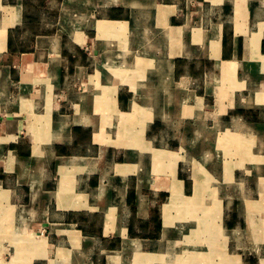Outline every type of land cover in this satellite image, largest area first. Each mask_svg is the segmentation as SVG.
I'll return each mask as SVG.
<instances>
[{
	"label": "crops",
	"instance_id": "obj_1",
	"mask_svg": "<svg viewBox=\"0 0 264 264\" xmlns=\"http://www.w3.org/2000/svg\"><path fill=\"white\" fill-rule=\"evenodd\" d=\"M26 8L0 0V264H263L264 0Z\"/></svg>",
	"mask_w": 264,
	"mask_h": 264
},
{
	"label": "rangeland",
	"instance_id": "obj_2",
	"mask_svg": "<svg viewBox=\"0 0 264 264\" xmlns=\"http://www.w3.org/2000/svg\"><path fill=\"white\" fill-rule=\"evenodd\" d=\"M26 3H27L26 9L29 12V15H27L29 17V20L26 23V25L28 26V30L30 32L37 33V32L50 31L53 28V26L57 23L58 15H59L60 0H26ZM52 24L53 26H51ZM106 24H99L100 27L97 26L99 32L103 33V32L108 31V29L114 28L113 26L108 25V24L106 25ZM107 55L110 56L111 53L110 54L108 53ZM112 64L113 63H109V65L106 64V68H109V70L115 71L117 67L115 68L111 67V66H114V64L113 65ZM117 66L119 68V65ZM122 66L125 69L129 67L127 65H122ZM124 72L125 71H123L122 74ZM101 73H103L101 69L97 71V74H101ZM114 76H116V74ZM201 189H204V188L201 187V185L199 186L196 185L193 195H185V194H182L181 192H177L176 188H173V192L169 196L167 201L165 202L164 208H163L164 233H166L168 229L167 224L169 223V218L171 216V213H170L171 210L176 209V210H179L180 212V210H187L189 207L195 206L197 202L199 201V194H200L199 190ZM218 203H219V200L217 198H214L213 203L211 204V211H212L211 217L214 220L213 221L214 228L218 227V230H219V224L217 223V220L219 218ZM164 211L169 212V214L164 215L165 213ZM210 222H211V219L210 221H208V224H210ZM219 235L222 237V239L225 238V233L222 232L221 230L219 232ZM216 254L220 257V259L217 262H214V260H211L204 251L197 252L195 254L189 253L187 255H184L181 261L183 264H227L225 260L226 259L225 256H222V257L220 256L221 252L217 251ZM254 264H257V263H254Z\"/></svg>",
	"mask_w": 264,
	"mask_h": 264
},
{
	"label": "bare ground",
	"instance_id": "obj_3",
	"mask_svg": "<svg viewBox=\"0 0 264 264\" xmlns=\"http://www.w3.org/2000/svg\"><path fill=\"white\" fill-rule=\"evenodd\" d=\"M107 65H109V63ZM111 67H113V66H111Z\"/></svg>",
	"mask_w": 264,
	"mask_h": 264
}]
</instances>
